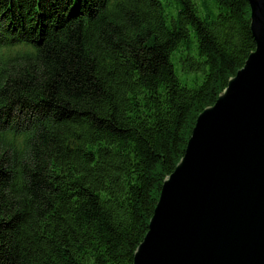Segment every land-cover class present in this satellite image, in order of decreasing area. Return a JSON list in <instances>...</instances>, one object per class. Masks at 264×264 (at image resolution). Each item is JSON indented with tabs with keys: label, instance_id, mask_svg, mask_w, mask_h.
Segmentation results:
<instances>
[{
	"label": "trees",
	"instance_id": "1",
	"mask_svg": "<svg viewBox=\"0 0 264 264\" xmlns=\"http://www.w3.org/2000/svg\"><path fill=\"white\" fill-rule=\"evenodd\" d=\"M175 1L0 0V264L134 263L197 118L256 48L248 0Z\"/></svg>",
	"mask_w": 264,
	"mask_h": 264
},
{
	"label": "water",
	"instance_id": "2",
	"mask_svg": "<svg viewBox=\"0 0 264 264\" xmlns=\"http://www.w3.org/2000/svg\"><path fill=\"white\" fill-rule=\"evenodd\" d=\"M256 48L197 118L133 264H264V0Z\"/></svg>",
	"mask_w": 264,
	"mask_h": 264
},
{
	"label": "rangeland",
	"instance_id": "3",
	"mask_svg": "<svg viewBox=\"0 0 264 264\" xmlns=\"http://www.w3.org/2000/svg\"><path fill=\"white\" fill-rule=\"evenodd\" d=\"M166 5H167V9L168 11L176 16L177 11H176V1L175 0H163ZM173 61L176 63V71L177 74L179 75V77L181 78L182 81L186 82L189 85H195V77L198 75L199 78H202L203 76V72L199 69H194V70H188L186 71L185 69H183L182 67L187 68L185 65H183L182 63L178 64L176 62V59L173 58ZM182 66V67H181Z\"/></svg>",
	"mask_w": 264,
	"mask_h": 264
}]
</instances>
